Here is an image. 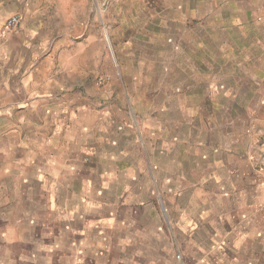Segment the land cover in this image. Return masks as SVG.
I'll return each instance as SVG.
<instances>
[{
    "label": "crops",
    "instance_id": "0c3cea01",
    "mask_svg": "<svg viewBox=\"0 0 264 264\" xmlns=\"http://www.w3.org/2000/svg\"><path fill=\"white\" fill-rule=\"evenodd\" d=\"M87 4L0 0V264H200L201 250L264 264L260 119L217 125L198 83L97 95L103 19Z\"/></svg>",
    "mask_w": 264,
    "mask_h": 264
},
{
    "label": "rangeland",
    "instance_id": "374dc122",
    "mask_svg": "<svg viewBox=\"0 0 264 264\" xmlns=\"http://www.w3.org/2000/svg\"><path fill=\"white\" fill-rule=\"evenodd\" d=\"M87 6L89 20L103 19L102 27H91L102 36L97 95L159 100L180 85L198 83L203 96L212 86L217 125L230 121L243 132L259 118L263 131L264 0H88ZM229 254L201 250L200 264H238ZM175 257L182 261L180 251Z\"/></svg>",
    "mask_w": 264,
    "mask_h": 264
},
{
    "label": "built area",
    "instance_id": "2783aa9c",
    "mask_svg": "<svg viewBox=\"0 0 264 264\" xmlns=\"http://www.w3.org/2000/svg\"><path fill=\"white\" fill-rule=\"evenodd\" d=\"M19 22V17L18 16H11L10 18H8L5 22V28L6 29H12L13 27L16 26V24H18Z\"/></svg>",
    "mask_w": 264,
    "mask_h": 264
}]
</instances>
